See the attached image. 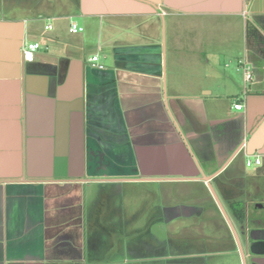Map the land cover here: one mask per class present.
<instances>
[{
  "label": "crops",
  "instance_id": "1",
  "mask_svg": "<svg viewBox=\"0 0 264 264\" xmlns=\"http://www.w3.org/2000/svg\"><path fill=\"white\" fill-rule=\"evenodd\" d=\"M215 24L238 32L230 70L244 87L175 39ZM121 184L197 204L209 185L264 244V0H0V264L135 261L136 244L86 242L104 189ZM250 255L264 264V246Z\"/></svg>",
  "mask_w": 264,
  "mask_h": 264
},
{
  "label": "rangeland",
  "instance_id": "2",
  "mask_svg": "<svg viewBox=\"0 0 264 264\" xmlns=\"http://www.w3.org/2000/svg\"><path fill=\"white\" fill-rule=\"evenodd\" d=\"M236 34H238L237 31L232 33L231 36L224 30L221 24H215L214 26L207 25L196 28H190L186 26L184 30L179 31V33L177 34L179 37L177 36V38L175 39L179 40L178 45H180V47H184V49H186V52H188L189 50H194L197 54H199V52H204L202 58H199H201L202 60L208 59L213 65L219 68H223L225 70V73H230L233 77H235L240 87H244L242 77L243 73L241 72L240 74L238 73L237 75H235L232 74L230 70L237 65L235 56H241L240 44L238 40H236L238 35ZM201 63L202 62H200V64ZM226 63L227 67L225 68L224 64ZM165 189H168V191H170L167 196V202L169 205L177 204L178 202H184L186 204L196 203L195 200L183 199L181 197L178 198V196L176 195V190H178L179 188L167 187L164 188V190ZM252 189H254V187H251V190ZM103 193L105 194V198H107V201L109 202L107 206H105V211L102 212L103 216L101 217V225L103 226V228L100 227L101 230H99L97 227V231L89 229L86 242L87 244H113L112 239L114 233L119 231V233L131 235V238L123 244H128L129 240H131V244L140 245H138L137 247L138 251L135 256V261H131L130 264H169V262L160 260L158 258L159 255L157 254V251H160V248H158L159 250L157 251L154 249L153 251L155 253H153L152 249H146L145 247H143V243L147 242L153 244V246L155 247H160L154 241L155 239L150 238V235H148L149 232L145 233L144 230H141L144 228L143 225L146 223L147 225L145 227L147 228L144 229L151 231L153 236L158 241L162 239L165 240L167 239V237L169 241H174V243L177 241L180 242L183 239L187 238L186 240H188V242L199 240L202 244H204L207 241V237L210 238L208 240H211V242L219 243L224 239L230 241L229 233L225 229V227L218 226L217 228H211L210 224L204 222L200 223L199 220L202 228H192L194 221H198L199 217L197 215L196 218H178L168 224V226L165 223H163V225H157L154 223L152 225H148V212L146 214L147 216H141L140 213L145 212V210L141 209H147L145 207V204H150V201L148 200V198L150 197L155 198V203L158 206L162 205L160 199H162L164 196L160 187L154 185L149 186L139 184H121L120 186H107L104 189ZM210 193L212 195V192ZM250 195L252 201L249 202V205L253 206V204L255 203L254 200L257 199L258 195L255 192L250 193ZM89 204L90 217V213L94 209V202H89ZM108 210H110L109 214H107ZM197 211L201 212L200 210ZM117 213L123 214L124 217H117ZM207 213H209V211H207ZM135 214H137L136 219L134 217ZM134 225L136 227L135 229L133 228ZM132 228L134 229V232ZM231 234L232 238L236 241L232 231ZM212 245L216 248L218 247L217 251L219 254L209 256L208 263L206 264H244L240 254L236 253V251H233V249L231 248L233 244ZM122 261H124L123 258L121 260V263ZM171 264L173 263L171 262ZM246 264H250L249 259L246 260Z\"/></svg>",
  "mask_w": 264,
  "mask_h": 264
},
{
  "label": "flooded vegetation",
  "instance_id": "3",
  "mask_svg": "<svg viewBox=\"0 0 264 264\" xmlns=\"http://www.w3.org/2000/svg\"><path fill=\"white\" fill-rule=\"evenodd\" d=\"M178 198H179V196H178ZM148 200L150 201V204L149 203L145 204V207L147 209H145V208L141 209V210H145V212L140 213L141 216H144V215L147 216L146 214L148 212V216H149V221H148L149 224L148 225H152L153 223L157 224V225H159V224L163 225V223H165L168 226V224H170L172 221H174L178 218H196V215H197L199 217L198 221L197 222L194 221L192 228L196 227L198 229L201 227L199 220H200V222H201V220L203 221L204 216H205L204 214H206L207 211L210 212V210H215V212H218L220 214V216H222L223 220L227 221V223H228L226 225L225 229L229 233L230 241L224 239V240H221L219 243L211 242V241H208V239H210V238L207 237V241L204 244H202L201 241H199V240H194V241L188 242V240H186L187 238L183 239L184 242H183V240L180 242L177 241L178 243L175 242L176 244L174 243V241H169L168 237L165 240L162 239V240L158 241L153 236L151 231L144 229V228H147V227H145L147 225V223L144 224L143 225L144 228L141 230H144L145 233L149 232L148 235H150V238L155 239L154 241L160 247H155V246H153V244H150L149 242L143 243V245H144L143 247H145L146 249H152V251L154 249L157 251V250H159L158 248H160V251H157L158 252L157 254L159 256H161V257H158L160 260L169 262V264H171V262L173 264H206V263H208V259H209L208 257L209 256L219 254L217 251L218 247L216 248L212 244H233V246H231V248L233 250H235L236 253L240 254V256L242 253L245 257V260L249 259L250 264H260V262L256 261L257 257H253L250 254H252V252H256V251L260 250L261 248H263L264 244L263 245L257 244L253 241L247 242V238L250 236L252 238V236H253V234H251V232H250V234L248 233V229H247L248 218H246L242 214V212L240 211L239 208H236V210H234V211L236 214L235 220L237 221L238 226H236V227L232 226L229 222L230 216H228V213L226 212V210H224L223 207H221L220 202L218 201L216 195H214L213 193H212V196L209 199V201L207 203H202V204H197V203L186 204L184 202H178L177 204L169 205L167 200L164 201V200L160 199V201L162 202V205L158 206L155 203V201H156L155 198L150 197V198H148ZM108 203L109 202L107 201V198H104L103 201L101 202L102 209L99 212V219L100 220H101V217L103 216L102 212L105 211V206H107ZM154 203H155V205H154ZM197 210H200L201 212H198ZM109 212H110V210H108L107 214H109ZM116 216L122 217L123 214L117 213ZM136 216H137V214L134 215L135 219H136ZM211 219H213V217H207V219L205 220L206 222L205 221L204 222L210 224L212 222ZM101 222H102V220H101ZM101 228H103L102 225H101ZM133 228L134 229L136 228L135 225ZM213 228H217V226H215ZM134 229H133V232H134ZM231 231L233 232L236 241L232 238ZM113 237H114L113 238V244H123V243H126L128 241V239L131 238V235H127V234L125 235V234L119 233V231H118V232L113 234ZM128 244H131V240H129ZM138 245H140V244H136L137 247H138ZM137 251H138V248H136V254H137ZM153 253H155V252L153 251Z\"/></svg>",
  "mask_w": 264,
  "mask_h": 264
},
{
  "label": "built area",
  "instance_id": "4",
  "mask_svg": "<svg viewBox=\"0 0 264 264\" xmlns=\"http://www.w3.org/2000/svg\"><path fill=\"white\" fill-rule=\"evenodd\" d=\"M46 29L51 30L52 26L48 25L46 27ZM84 29L80 26H78L76 23H72L71 24V28H70V32L73 34H77V33H81L83 32ZM41 48V45L37 42H32V43H28L25 45L24 50H23V58L25 61H32L34 54ZM91 62L93 63V65L95 66V63L98 62V57H93L91 59ZM240 64L242 65V68L244 70V74H245V82H250L252 79V72L250 71L249 68L246 67V65L243 62H240ZM234 108L236 110H242L243 109V105L242 104H234ZM260 165L261 164V160L259 158H256L255 160H248L247 161V166L250 167L252 165Z\"/></svg>",
  "mask_w": 264,
  "mask_h": 264
},
{
  "label": "water",
  "instance_id": "5",
  "mask_svg": "<svg viewBox=\"0 0 264 264\" xmlns=\"http://www.w3.org/2000/svg\"><path fill=\"white\" fill-rule=\"evenodd\" d=\"M208 187H209V189L211 190V192L214 194V192H213L211 186L208 185ZM240 249H241V248H240ZM241 256H242V259H243V263L246 264L245 257H244V255H243L242 253H241Z\"/></svg>",
  "mask_w": 264,
  "mask_h": 264
}]
</instances>
